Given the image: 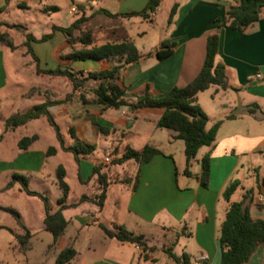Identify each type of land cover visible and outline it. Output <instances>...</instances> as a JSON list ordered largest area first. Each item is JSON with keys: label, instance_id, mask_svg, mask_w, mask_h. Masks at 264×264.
I'll list each match as a JSON object with an SVG mask.
<instances>
[{"label": "crops", "instance_id": "crops-1", "mask_svg": "<svg viewBox=\"0 0 264 264\" xmlns=\"http://www.w3.org/2000/svg\"><path fill=\"white\" fill-rule=\"evenodd\" d=\"M16 1L19 0H0V7L6 6L4 9L6 11L10 4ZM90 1L92 0L81 3L84 8L82 11L86 15H91L98 8L104 7L103 4L106 3L104 0H98L97 6H93ZM148 1L111 0L108 2L111 8H104L113 13L140 11ZM164 1L162 0L161 4ZM172 1L168 20L161 23L162 33H158V30L152 31L153 36L149 39H146L148 32L145 31L137 32L135 35L128 33L126 25L132 22L130 20L132 17H111L103 13L111 20H117V26L104 29L105 42L117 41L124 36L134 40L141 57L121 71L116 83L124 89L126 98L135 100L143 95L147 85H150L151 92L155 96H163L173 86H184L192 81L203 67L208 35L212 33L219 35L220 43L216 60L224 64L230 87L227 89L219 88L217 85L210 87L213 88L214 93L221 94L219 100L214 99L213 95H207V90L198 94V102L209 117L207 126L211 127L216 121L223 120L215 141L206 146L203 153V156L207 154L210 156L209 186L203 187L200 184L201 165L195 167L192 163L190 167L192 175L185 174L184 141L181 167L175 160L174 152L161 150V146H180V139L176 138L178 134L176 130L163 131L157 126V120L164 113L163 108H142L132 111L131 108L121 107L119 109L127 108L128 113L122 110L115 116L110 113V110L115 108H103L95 101L93 82H88L87 86L73 90L71 80L60 76L67 78L72 89L64 98L68 94L72 96L66 102L52 105L49 109L56 121L60 118L64 124L69 125L63 128L59 124L68 143L74 142L69 134V129L72 128L79 140L94 144L96 147L102 138H111L118 143H126L123 151L119 150V146L116 147L115 151L118 155H121L128 147L143 150L146 145H151L160 150L149 162L142 164L140 169L136 162L138 166L133 175L134 178L114 175L111 172V163H108L109 175L115 180L108 187L107 198L102 209L92 201L80 202L81 197L78 201L69 202L68 194L67 204L78 203L77 206H79L88 202L93 205L91 208H81L80 213L71 218L65 216L69 224L58 242L63 243V248L72 245L77 250V256L69 264H178L166 251L168 247H171L173 253L178 256L183 252L188 253L191 256V264H195L196 258L201 254L208 256L207 264H220L219 230L230 204L224 198L223 193L233 180L239 181L240 184L232 195L231 201L242 200L250 190L248 203L251 215L264 220V199H260V196L264 197L262 181L264 177V3L259 9L260 19L245 30L238 31L224 22L234 0ZM21 2L25 3L24 0ZM71 2L68 1V4L70 5ZM175 4H177L175 13L169 21ZM37 5L36 11L46 13L42 10L45 4L42 6L39 1ZM156 15L157 12L152 14V17ZM70 24L57 25L69 26ZM136 36L139 37L140 44ZM164 40L175 41L176 45L172 54L158 59L154 51ZM34 43L38 42L32 43L35 50ZM42 43L44 47L40 51L35 50L40 58L38 64L41 70L54 69L58 66L70 67L75 71H84L87 75L90 71L109 69L117 64L116 59L96 60L97 62L90 61V63L85 62L88 59H65L64 56L71 51V45L64 33L59 30L54 32L51 39ZM3 57L4 49L0 47V92L7 87L8 83L7 65ZM258 73L261 74L260 77L257 76ZM26 92L25 89L16 92L13 98L16 100L29 98L30 96L24 95ZM78 95H80V102ZM49 96L52 99H64L55 97L53 94ZM8 97L6 94V100ZM201 97L208 108L203 106ZM45 99L46 96L43 101ZM0 101H2L1 98ZM253 104L259 106L255 113L249 111ZM75 109L83 110L84 114L79 111L74 113ZM228 115L236 116L228 118ZM93 120L108 128L109 132H99ZM39 138L38 135L37 140ZM36 141L26 150L18 147L12 156L1 151L0 175L6 170L13 169L9 176L10 179L14 172H19L15 166L20 159L26 161L20 168L28 174L29 185L33 177L41 181L49 179L47 174L51 172H45L48 158L57 154L62 148L59 144L57 152L49 155L47 150L50 146L46 150L36 151ZM93 152L81 157L80 163L76 161L80 182L94 184V192L87 194L89 196H94L99 192L97 175H92L93 168L97 163L105 161L95 159L92 156ZM106 157L113 159L111 155H106ZM161 163H164L165 171H158ZM57 167L58 165L55 167V175ZM137 175H139L138 180ZM159 181L162 182L159 183ZM52 182L58 184L57 178L52 179ZM4 188L0 192L7 190ZM114 193H117V199L114 202L118 209L126 210L125 217L128 220H123L124 222L119 220L114 222L103 217ZM156 196L163 199L161 204L154 201ZM77 219L81 222L85 219L84 223L88 228L96 224L102 232V235H97L95 231V234L88 237L84 248H82L80 240L82 236L79 232L70 235L68 240L65 239L69 226ZM101 224L109 228V224H121L129 231L144 234L149 245L155 246L156 249L143 252L136 243L111 238L106 235ZM0 226L2 227L0 230L10 228L1 222ZM178 245H180L179 248H177ZM243 263L264 264V242H260L250 258Z\"/></svg>", "mask_w": 264, "mask_h": 264}, {"label": "trees", "instance_id": "trees-1", "mask_svg": "<svg viewBox=\"0 0 264 264\" xmlns=\"http://www.w3.org/2000/svg\"><path fill=\"white\" fill-rule=\"evenodd\" d=\"M162 0H149L146 6L140 11H129L125 13H113L108 9L101 7L95 10L91 15L83 13L81 17L72 22L69 26L52 25V31L44 33L41 37H36L29 27L23 23H10L0 21V26L16 28L23 31L25 39L22 43L16 44L7 31L0 29V44L9 47L11 50H24V54L31 55L39 67L40 58L36 54L32 43L44 42L51 39L56 30L61 31L67 37V41L71 45V51L64 58L68 60H106L116 59L117 64L112 68L102 69L98 71H90L87 75L84 71H75L70 67L62 68L60 66L54 69L40 70L39 72L47 73L55 76H65L69 78L73 85V90L87 86L88 82H93V92L95 101L102 105L103 108L121 107L131 108L132 111L142 108H163L164 113L157 120V126L160 128L173 129L178 132L176 138L184 141V153L186 156L185 174L192 175L191 164L196 158L199 149L202 146L211 145L216 138L217 131L223 120L216 121L211 127H208L209 117L198 102V94L209 89L211 86L217 85L219 88L227 89L230 87L224 64L217 62L216 56L219 50V35L212 33L207 37L206 57L204 64L198 75L184 86H173L165 95L155 96L151 92L150 85H147L145 91L138 99H129L124 96V89L119 87L116 81L120 77L122 70L129 64L137 62L141 54L139 53L135 42L132 38L124 36L117 41H107L101 44L96 43L91 30H85L86 23L96 13H105L108 16L116 17H133L140 16L145 19H152V13H156L161 6ZM264 0H234L230 5L227 15L224 19L233 29L238 31L245 30L249 25L260 19V7ZM20 6H24L22 3ZM177 4L171 10L169 21L175 13ZM84 11L83 5L80 6ZM6 6L0 7L3 12ZM42 10L46 13L57 11L59 7L56 5H44ZM176 42L164 40L159 47L156 48L154 54L158 59H163L172 54ZM35 88L33 87L25 96H31ZM72 94H68L64 99H52L48 94L46 99L40 103L33 105L26 111L16 112L5 119L4 131L0 134V141L5 138L6 132L15 130L18 127L28 124L31 120L45 118L54 126L57 139L64 151L73 153L74 159L80 163L81 157L92 153L96 146L85 141H81L76 137L72 128L69 134L73 138V143H68L65 134L60 125L55 120L54 115L49 107L61 104L70 99ZM259 106L253 104L249 111L255 113ZM236 115H228V118H234ZM93 123L99 132H109V129L102 126L98 121ZM38 139L37 134L22 137L18 142L21 150H26ZM57 147L50 146L47 154L52 155L57 152ZM157 147L146 145L143 150H136L128 147L121 155L114 151L112 164H123L128 160H134L140 166L149 162L153 156L159 153ZM201 171L199 174L200 184L203 187L209 186L210 180V156L204 155L200 161ZM109 164L104 162L97 163L92 171V175H97L99 182V192L94 196L84 194L80 198V202L92 201L103 208L107 198L108 187L113 179L108 172ZM138 169V171H139ZM139 175H137L138 180ZM57 183L61 189V196L58 198L59 209L56 212L50 211L49 197L37 190H33L29 185V177L20 172H14L7 182L4 189H10L15 184L20 185V189L25 193L37 196L44 201L45 216L43 222L45 228L53 234V244L59 241L61 235L65 232L69 220L63 214V210L69 207L77 206L78 203H66L67 196L70 192V186L66 181V169L62 164L56 169ZM264 183V177L262 179ZM239 181H231L223 193L224 198L230 202L226 212L225 219L220 225L219 243L221 249L220 264H242L247 261L256 246L260 242H264V220L254 218L250 212V204L248 199L251 191H247L242 200L231 201L232 195L239 186ZM7 212H10L17 220L18 224L25 230V233L18 235V239L22 247H26L32 232L23 223L20 212L10 206H0ZM107 236L115 238L118 241H126L136 243L141 247L143 252L155 250V246H150L144 234H137L129 231L124 225L115 224L113 228H109L103 224L100 225ZM0 228H2L0 226ZM166 251L172 256L178 264H191V256L183 252L181 255L173 253L172 248H166ZM77 256V250L72 246L63 248L57 256L55 264H69ZM147 258V255H145Z\"/></svg>", "mask_w": 264, "mask_h": 264}, {"label": "rangeland", "instance_id": "rangeland-1", "mask_svg": "<svg viewBox=\"0 0 264 264\" xmlns=\"http://www.w3.org/2000/svg\"><path fill=\"white\" fill-rule=\"evenodd\" d=\"M24 1V6H20L22 2L19 0L18 2L16 1L10 4L6 11L0 12V21L26 24L29 27V31H31L36 37H41L44 33L51 32L53 23L66 25L81 17L83 15V11L80 6L82 2H86V0ZM39 1L41 2L42 6L44 4L56 5L59 7V10L50 11L48 13L38 12L35 9L38 6L37 4ZM68 1H72L70 5L68 4ZM110 1L111 0H104L106 3L103 4V6L111 8L108 6V2ZM90 2L93 4V6H97L98 0H92ZM172 3V0H165L157 10L156 17H152V19H145L139 16L132 17L130 19L132 22L126 25L128 33L135 35L137 32L140 33L145 31L148 32L146 39H149L153 36L152 31L158 30V33H162L161 23L168 20L169 9ZM71 4L77 7L78 13L72 12ZM113 26H117V20H111L108 16L101 13L99 15L94 14L90 18V20L85 25V30H91L96 43L101 44L106 40V37L104 36V29ZM0 29L7 31L16 44L22 43L25 39L24 32L19 31L16 28L0 26ZM136 38L140 44L139 37L136 36ZM34 44L36 51H40L44 47V43L42 42ZM0 47L4 49L3 59L6 62L8 71L7 87L3 89L2 92H0V98L2 100L0 101L1 134L4 131L5 119L11 114L25 111L33 104L42 102L47 94H53L55 97L64 98V96L72 89L69 86L67 78L51 76L49 74L39 72L37 63L34 61L31 55L24 54V50L19 49L13 51L6 46L0 45ZM90 61L95 62L96 60L88 59L85 62L90 63ZM33 87L35 90L32 93V97L30 96L29 98L20 100L13 98L16 92H19L23 89L29 92ZM206 93L207 95H213L214 99L216 100H219L221 97V94L219 95L214 93L213 88H210L209 90L207 89ZM6 94L9 96L8 100L5 98ZM78 98L80 102V95H78ZM201 102H203V106H207L202 97ZM122 110H125L128 113L127 108L111 109L110 113L117 116ZM78 111L81 112V114H84V111L79 109H75L74 113ZM57 122L63 128L64 126L69 127V125L64 124L60 118H57ZM161 129L163 131H168L167 128ZM32 134H38L40 137L35 143L36 151H42L44 149L46 150V148L49 146L59 147V141L57 139L54 126L51 125L45 118H39L32 120L28 124L18 127L15 130L6 132L5 138L0 141V152L4 151L11 156L14 155L18 149L17 144L19 140L24 136ZM179 143L180 146H161V150L166 152H174L175 160H177L181 167L180 160L183 157V154H181L183 153V140L180 139ZM117 146H119L118 148L120 151H123L126 148V143H118L117 141H113L111 138H102L92 156L95 159H100L103 161L105 160L106 155H111L115 151ZM205 149L206 146H202L199 149L196 158L192 162L195 167L200 165L199 160L203 156ZM25 162V160L19 159L18 162H16L17 167L15 166V169L20 173L28 175L24 169L20 168ZM111 162L112 160L108 163ZM59 164H62L66 169V181L70 186V193L68 196L69 202L78 201L82 194H91L95 189L92 182L88 184H83L80 182L77 171L78 166L76 160L74 159L73 153L59 149L57 154L49 157L48 162L46 163L45 172H51L50 174H47V178L49 179H44L41 181L39 178L33 177L30 181V187L32 189L40 191L49 197L51 212H56L60 207L57 202V199L60 195V189L58 184H54L52 182V179H56L55 167ZM137 166L138 165L134 160H128L123 164L111 163L110 165L111 172L114 175L123 177H133L137 170ZM12 170L13 169L6 170L0 175V190L5 187ZM158 171H165L164 163H161L158 166ZM161 182L162 181H159V183ZM116 199L117 193H114L107 206V210H105L103 214V217L109 218L110 221L114 222H117V220L124 222L123 220H128L125 217L126 210H123V208L121 210L118 209L114 202ZM162 200L163 199L160 196H156L154 198V201L160 202L159 204H161ZM0 205L10 206L17 209L21 214L23 223L33 234L30 238L29 244L26 247H22L18 239V235L24 234L25 230L18 224L16 218L10 212L0 209V222L10 227L9 229L5 228L0 230V264H55L57 256L63 248V243L57 242L56 244H53L52 232L44 227V201L37 196L25 193L20 189L19 184H15L12 188L0 192ZM91 207H93L91 203L84 202L77 207L68 208L63 212L66 217L71 218L75 214L80 213L81 208ZM82 222L78 219L74 220L73 224L68 228L65 239L68 240L70 235L79 232L80 236H82L80 239L83 246L82 248H84L86 247L85 241L88 239V237H90L92 234H95V231L97 235H102V232L96 227V224L88 228L85 226V219ZM109 226L110 228L114 227L113 224H109ZM179 247L180 245L177 246V248Z\"/></svg>", "mask_w": 264, "mask_h": 264}, {"label": "built area", "instance_id": "built-area-1", "mask_svg": "<svg viewBox=\"0 0 264 264\" xmlns=\"http://www.w3.org/2000/svg\"><path fill=\"white\" fill-rule=\"evenodd\" d=\"M71 10H72V12H74V13H78L77 7H75V6H73V7L71 8ZM152 14H154V13H152ZM257 76L260 77L261 74L258 73ZM110 161H111V159H110L109 157H106V159H105L104 162H105V163H108V162H110ZM260 199L263 200L264 197H263V196H260ZM207 263H208V256H207L206 254H201V255L198 256V257L196 258V260H195V264H207ZM242 264H245V263H242Z\"/></svg>", "mask_w": 264, "mask_h": 264}, {"label": "water", "instance_id": "water-1", "mask_svg": "<svg viewBox=\"0 0 264 264\" xmlns=\"http://www.w3.org/2000/svg\"><path fill=\"white\" fill-rule=\"evenodd\" d=\"M237 113V112H236Z\"/></svg>", "mask_w": 264, "mask_h": 264}]
</instances>
